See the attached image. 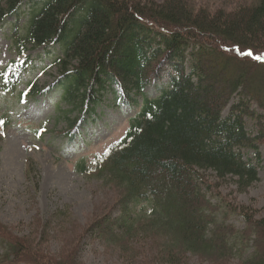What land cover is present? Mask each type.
Segmentation results:
<instances>
[{"label": "trees", "instance_id": "16d2710c", "mask_svg": "<svg viewBox=\"0 0 264 264\" xmlns=\"http://www.w3.org/2000/svg\"><path fill=\"white\" fill-rule=\"evenodd\" d=\"M14 16L22 54L54 43L65 53L51 88L28 79L30 56L6 66L0 78L9 95L29 101L64 88L65 98L90 114L113 89L120 100L143 106L126 137L95 166L123 188V212L103 216L85 235L101 234L129 264H187L191 252L234 263L240 250L238 264H264V216L227 198V207L217 204L208 188L223 183L207 172L238 176L243 190L262 178L264 112L254 104L264 107V0L220 9L194 0H0V22ZM154 84L159 97L149 91ZM249 117L261 118L260 134L250 130ZM10 122L0 121V135ZM248 147L258 148V159L247 158ZM83 169L90 170L88 161ZM143 202L154 205L153 213L137 208ZM236 213L246 216V229L230 222ZM0 239L8 250L0 264L81 263L83 239L57 254L45 236H22L1 219Z\"/></svg>", "mask_w": 264, "mask_h": 264}, {"label": "rangeland", "instance_id": "374dc122", "mask_svg": "<svg viewBox=\"0 0 264 264\" xmlns=\"http://www.w3.org/2000/svg\"><path fill=\"white\" fill-rule=\"evenodd\" d=\"M194 1L218 9L225 6L233 8L239 3V0ZM30 19L31 14L25 15L24 25L29 24ZM17 21L14 16L7 22H0V72L12 62L30 56L32 68L28 79H35L51 88L62 74L58 59L65 53L63 45L54 43L33 47L29 53L22 54L15 39ZM253 53L251 51L250 56L256 57L257 54ZM164 80V83H170V75L167 74ZM23 88L27 89L28 85ZM149 91L153 97L162 94L157 84L152 85ZM243 97L244 94L240 93L234 99L226 111L227 116ZM254 108L264 112V107L258 102ZM142 110V104L120 100L113 89L107 92L97 111L90 114L86 107L77 106L65 98L64 88L24 102L18 95H9L0 78V121H11L9 128L0 135L2 223L22 236H45L48 241L46 247L62 255L75 250L83 239L79 247L80 264H129L127 254L120 247L110 246L95 231L84 233L110 212L117 215L123 212V188L114 181L109 182L106 176L96 171L95 166L101 156L126 137L133 119ZM81 126L83 128L79 130ZM249 127L256 135L260 134L261 118L249 117ZM245 151L248 159H258V148L248 147ZM262 151L264 153V142ZM87 161L90 163L88 171L83 169ZM207 172L214 181L223 183L215 189L208 188L217 204H225L227 198L240 206L256 207L259 216H264V161L261 163L262 178L247 190L241 189L238 176L222 180L218 171L212 169ZM137 208L144 213L155 210L154 205L146 202ZM222 213L224 219L226 208ZM230 222L243 230L248 227L246 216L240 213L234 214ZM254 250L247 256H251ZM7 252L6 244L0 239V259ZM242 256L243 251L240 250L238 259L226 264H238ZM218 259L191 252L187 264H221L216 261Z\"/></svg>", "mask_w": 264, "mask_h": 264}, {"label": "snow or ice", "instance_id": "6c2138e0", "mask_svg": "<svg viewBox=\"0 0 264 264\" xmlns=\"http://www.w3.org/2000/svg\"><path fill=\"white\" fill-rule=\"evenodd\" d=\"M253 54H255V53H253ZM262 59H264V57H261Z\"/></svg>", "mask_w": 264, "mask_h": 264}]
</instances>
